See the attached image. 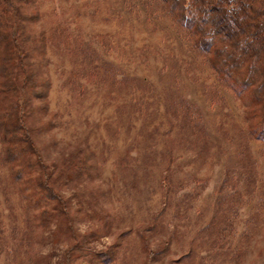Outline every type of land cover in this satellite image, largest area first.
<instances>
[{
	"label": "rangeland",
	"instance_id": "obj_1",
	"mask_svg": "<svg viewBox=\"0 0 264 264\" xmlns=\"http://www.w3.org/2000/svg\"><path fill=\"white\" fill-rule=\"evenodd\" d=\"M33 1L26 30L44 42L33 56L56 122L35 140L54 167L93 152L91 177L63 192L95 255L67 256L72 235L42 226L46 203L0 142V264H264V141L248 97L160 0Z\"/></svg>",
	"mask_w": 264,
	"mask_h": 264
},
{
	"label": "trees",
	"instance_id": "obj_2",
	"mask_svg": "<svg viewBox=\"0 0 264 264\" xmlns=\"http://www.w3.org/2000/svg\"><path fill=\"white\" fill-rule=\"evenodd\" d=\"M160 1L171 20L186 31L192 47L205 57L217 79L248 97V117L253 119L249 131L264 141V0ZM33 2L0 0L2 159L15 178H32L46 203L40 212L42 226L54 219L57 231L72 235L67 256L79 251L93 257L85 238L73 229L71 202L63 188L84 173L91 177L96 158L93 152L76 148L62 163L64 167L50 166L44 163L35 140L37 130L43 126L50 129L56 122L47 104L50 83L33 56L35 49L44 48V42L40 40L36 47L33 34L26 30V20L38 17L37 8L30 9ZM36 113L42 117L38 123L34 122ZM165 247L152 254L165 252L168 241Z\"/></svg>",
	"mask_w": 264,
	"mask_h": 264
}]
</instances>
